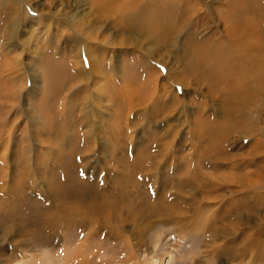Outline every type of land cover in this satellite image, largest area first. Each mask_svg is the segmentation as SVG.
<instances>
[{
	"label": "rangeland",
	"instance_id": "374dc122",
	"mask_svg": "<svg viewBox=\"0 0 264 264\" xmlns=\"http://www.w3.org/2000/svg\"><path fill=\"white\" fill-rule=\"evenodd\" d=\"M103 1L0 0V264H149L153 256L163 264H264V103L255 137L225 144L229 160L211 168L198 158L207 145L197 136L198 118L212 111L202 108L213 103L189 77L195 45L219 38L226 14L233 26L248 18L263 43L264 0H192L202 16L183 0H132L133 10L123 8L131 0ZM166 6L187 16L168 46L147 26ZM181 79L190 88L175 86ZM231 93L217 109L229 108ZM155 96L173 107L162 121L150 107ZM164 130L172 132L167 144ZM238 133L249 130L239 125ZM186 173L194 193L179 210L171 189ZM153 184L170 196L163 204L148 201ZM129 185L143 190L129 206L106 198ZM114 203L119 229L104 219ZM94 211L101 215L92 223L86 215Z\"/></svg>",
	"mask_w": 264,
	"mask_h": 264
},
{
	"label": "bare ground",
	"instance_id": "6f19581e",
	"mask_svg": "<svg viewBox=\"0 0 264 264\" xmlns=\"http://www.w3.org/2000/svg\"><path fill=\"white\" fill-rule=\"evenodd\" d=\"M117 1H119V0H104L103 4L107 5L109 7H111V6L113 7V5H115V3ZM183 1L186 2L190 6L191 14L192 13H198V14H200V16L203 15L202 7H200L199 5H195V6L192 5L190 3L192 0H183ZM118 3H119V5L121 4V2H118ZM131 3H132V0L127 4V6H124V4H123V6H124L123 8L131 9ZM228 4L229 5H228L227 11L231 14L232 12L235 11V5L232 4L231 1L228 2ZM121 8L122 7L120 6L119 9H121ZM131 10H133V8ZM101 11H104V9ZM139 11L140 10L136 11L134 14H129L128 17L130 19L138 17ZM200 16L197 18H200ZM140 18L141 17H139L138 19H140ZM126 19L127 18H125V20ZM186 20H187V16L185 15V8H179L177 11H175L171 6H166L163 11L157 13L154 16L153 20L150 23H148L147 26H148V29L151 32V34L153 36L157 37L159 39V41L161 42V44H163L164 46H168L167 45L168 44V38L175 35V33L178 31L179 27L181 25H183ZM227 20H228V15L226 14L225 15L224 31L219 36V38L216 37L213 40L207 39L206 41H202L200 44L195 45L194 54H193L194 59L192 60L193 65H192L191 69L189 70V77L192 75H196L197 76L196 81L198 82V85L201 83V84H203L202 86L207 87L208 91L207 90L206 91L208 93L205 94V96L207 98H209L211 100V102L213 103V105H212L213 107L208 106V104L206 103L207 105H205V107L202 108L205 111H206V109H210L212 111L209 115H207V113H203V115H201V116H203L204 119L199 120L200 117L198 118L199 132H198V136H197V139L199 140V142H203V143L205 142V144L207 145V146H205L204 151H202L198 155V158L199 159L205 158V160L203 162L206 161L207 164H209L208 166L209 167L211 166V168L214 167L216 164L220 165V162L222 160H229L228 158L223 157V156H225V154H224V145L225 144L230 143L231 145H233L235 147H239V145H241L240 143H241V140L243 138L245 139V137L248 138L249 136H254V134L256 132H258V127H259V125H261V123H260L261 121H259L261 119H258L259 114H260V106L262 104L261 103L262 101L264 103V40H263V43L259 40L258 33L255 31V29H254L255 27L253 26V24L250 22V20L248 18L242 24L235 25V26H233V23L231 21H229V24H227ZM180 72L181 71H179V74H180ZM166 75L169 76V78H170V76L172 74L167 73ZM175 75H176V78H179V76H177L178 74H175ZM191 79H192V77H191ZM177 83L178 84H175V86L182 85V87H184V88H190V86H191L190 81L188 83H186L182 79L179 80ZM196 87L197 88H193L195 91H198L200 93H204L202 88H200L198 86H196ZM171 88H174V84H171ZM209 88L213 89V91L211 92ZM228 91H230L232 93L229 94L230 98L224 101V106L226 108H228V107L229 108L227 110H225L224 108H222V109L218 108L217 109L216 105H219L221 103V100L223 99V94L228 92ZM111 92L113 93V96L117 95V92L114 88L111 89ZM166 92H167V94H165L166 96L168 94H171V92H169L168 90ZM174 98H176L177 101H179V99H180L178 95H174ZM131 99H133V98H129V101H131ZM217 99H219V100H217ZM141 100L144 101L146 99L144 98V96H142ZM139 101H140V99H139ZM153 101H154V104L152 103L150 107H153L152 110L156 109L153 111V114L155 115L156 118L161 120V119H164L166 117L168 118L170 116V114H172L173 109L172 110L170 109L171 105H169L168 103H167L168 105H166V107H162L161 103L159 105H157V103L160 102V99H159V97L156 98V96L153 99ZM181 101L183 103L182 99H181ZM188 105H189V103H188ZM208 107H210V108H208ZM159 108H161V110H163V111H161V113L159 112L160 111ZM171 108H173V107H171ZM75 109L76 108L73 107L72 105L68 108L69 114L72 118H74V115L76 113ZM180 109H182V108H180ZM215 109L218 110L217 115L214 114ZM157 110H158V112H157ZM174 112H173V114H174ZM255 112H257V119L254 118ZM184 113H188V112H184ZM173 116H175V115H173ZM220 118L222 120H220ZM239 125H242L243 127L247 128L249 130V133L248 134L238 133V126ZM173 128H177V127L174 126ZM171 133H169V131L167 132L164 130V133L162 136L163 138H162V140L160 139L159 141H162V142L166 141V144H167L168 142L166 139L171 138V136H172ZM256 136H257V134H256ZM174 138H175V136H174ZM174 141H175V139H174ZM238 141H239V143H238ZM1 143H2V141H1ZM94 145H95V143H94ZM162 146H164V145H162ZM254 146H255L256 150H258L261 148L262 143H259L257 140ZM240 147H242V145ZM154 156H156V155H154ZM160 156L161 155H159V157ZM164 156H165V154H164ZM145 157H146V159H148L149 156L147 157V155H145ZM157 157H156V159H157ZM142 159H144V158H142ZM142 159H139V161H138L139 165L142 162H144V161H142ZM154 159H155V157H154ZM152 162H153V160H152ZM166 164H167V162H166ZM221 164H222V162H221ZM150 166L151 165H149V167ZM159 166H157V167H159ZM152 169H153V167H152ZM152 169H151V174L153 175ZM189 169H192L193 171L196 170V161L195 160H193L192 162L189 163ZM137 170H139L137 174L133 173L134 175H136V177L139 175L140 172L143 171L141 167L138 168ZM155 171H157V170H155ZM188 173L191 174L192 172L188 171ZM67 174H69V173H67ZM166 177H167V175H166ZM152 178H154V177H152ZM130 179H132V178L129 177V180ZM134 180H135V178H134ZM157 180H159V179H157ZM188 180H189L188 174L186 173V174H184L182 179L178 178L175 180V183L177 181V184L174 183L176 186L174 185L175 188L172 187L173 189H171V191L173 193H177L175 197H176V200L178 201L177 209L179 208V210H181L180 209L181 207H183V209L184 208L186 209V207H187L186 202L190 201V199H188L187 195L194 193V190H192V189L186 190V188L190 186V184H188ZM130 182H131V180H130ZM156 183H154V184H156ZM134 184H136V183H134ZM154 184H153V186H151V188H153L151 190L155 191V193L157 195L156 194L155 195L150 194V195H148V198H147V196H146V198L148 199V201L150 203L156 204L157 201L162 203L161 201H163L164 198L166 199V198H169L170 196L167 197L165 194H163V193L161 194V192H162L161 185L160 186L158 185L159 187H157V185H154ZM130 185L127 186V189H126V187H123L122 190H119V191L116 190L117 192L110 194V196L108 194H107L108 196H106V195L105 196L108 199L114 198L117 200L119 198L118 200L123 201V204H124L123 206H129L131 203L126 204L125 202L129 201L132 197L137 196L136 194L141 195L143 192V190H141L142 188L140 189L141 190L140 192H138V190L136 189L137 193L135 194V191L128 190ZM139 185H137V186H139ZM78 187H79V185H78ZM134 188H135V186H134ZM167 188L168 187H166V189ZM129 189H131V188H129ZM175 190H177V192H174ZM74 191L76 192V189ZM71 193H73L72 189H71ZM185 194H187V195H185ZM172 195H174V194H172ZM101 198H102V196H101ZM106 198L104 197L105 200H108ZM139 203H140V201H139ZM188 203H190V202H188ZM203 203H205V202H203ZM151 205L149 207H151ZM119 206H121V205H119ZM119 206L116 203L107 205L105 207V212H104V215H105L104 219L108 220V221L105 220V222H107V226H116V227H114L115 229H119L120 225L123 223V221L121 219L120 220L116 219L117 221H115V219H114L116 216V213H117V212H115V209L119 208ZM144 206H145V204H144ZM172 206L171 207L173 209L176 208L175 204H172ZM102 208H104V207H102ZM94 212L91 213L92 215L91 214L88 216L86 215V218H89L90 222H92V218L95 219V217H92V216L101 215L97 211H94ZM175 213H173V214H175ZM167 214H168V212H167ZM168 216H170V215H168ZM172 216L173 215H171V217ZM175 217H177V216H175ZM114 223L116 225H113ZM49 224H50V222H49ZM122 226H123V224H122ZM0 227H1V225H0ZM111 229H112L111 231L113 234H118L116 231L113 230V228H111ZM168 254L171 255V260H170L171 263L174 262L175 260H177V259L174 260V256L170 251L168 252ZM175 254L176 253H174V255ZM149 264H163V263H162V259L153 256L150 259Z\"/></svg>",
	"mask_w": 264,
	"mask_h": 264
}]
</instances>
